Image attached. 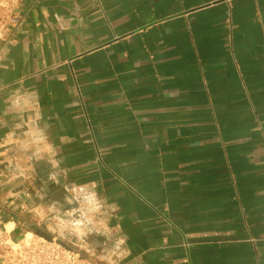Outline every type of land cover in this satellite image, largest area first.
Listing matches in <instances>:
<instances>
[{
	"label": "crops",
	"instance_id": "crops-1",
	"mask_svg": "<svg viewBox=\"0 0 264 264\" xmlns=\"http://www.w3.org/2000/svg\"><path fill=\"white\" fill-rule=\"evenodd\" d=\"M19 12L0 37L7 237L67 228L119 264H264V0ZM81 200L94 225L61 224Z\"/></svg>",
	"mask_w": 264,
	"mask_h": 264
},
{
	"label": "built area",
	"instance_id": "built-area-1",
	"mask_svg": "<svg viewBox=\"0 0 264 264\" xmlns=\"http://www.w3.org/2000/svg\"><path fill=\"white\" fill-rule=\"evenodd\" d=\"M20 3L21 0H0V37L20 21ZM88 222V218L82 215L73 217L66 226H85ZM67 230L73 229L27 232L20 243L11 241L0 229V249L5 253L1 264H119L115 251L109 253L95 246H83Z\"/></svg>",
	"mask_w": 264,
	"mask_h": 264
},
{
	"label": "rangeland",
	"instance_id": "rangeland-1",
	"mask_svg": "<svg viewBox=\"0 0 264 264\" xmlns=\"http://www.w3.org/2000/svg\"><path fill=\"white\" fill-rule=\"evenodd\" d=\"M80 204H82V206L80 207L79 211H77V208L76 207H79L78 204L76 205H72L73 207V210H71L70 212H72L74 215L71 217L70 214L71 213H66L68 215H66V217H63L62 215L59 217V222L63 225H66V224H69L73 217H80L79 214H85V216L88 218L89 221H91L90 223V226L92 227L95 223V219H94V216H93V213H94V202L92 201H85L83 203V201L81 200ZM83 204L85 205V207H83ZM66 209V208H65ZM87 212V213H86ZM74 233H72L73 235ZM81 243V242H80ZM97 249H100L97 247Z\"/></svg>",
	"mask_w": 264,
	"mask_h": 264
},
{
	"label": "bare ground",
	"instance_id": "bare-ground-1",
	"mask_svg": "<svg viewBox=\"0 0 264 264\" xmlns=\"http://www.w3.org/2000/svg\"><path fill=\"white\" fill-rule=\"evenodd\" d=\"M8 226H12V224L8 225Z\"/></svg>",
	"mask_w": 264,
	"mask_h": 264
}]
</instances>
